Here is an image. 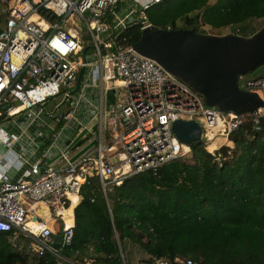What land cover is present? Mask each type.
<instances>
[{"label":"built area","instance_id":"built-area-1","mask_svg":"<svg viewBox=\"0 0 264 264\" xmlns=\"http://www.w3.org/2000/svg\"><path fill=\"white\" fill-rule=\"evenodd\" d=\"M162 1L0 0L5 20L0 30V120L23 111L33 112L36 119L46 102L60 94L62 103H70L81 72L78 96L67 112L54 116L59 106L46 111L58 122L61 117L72 119L88 89L98 88L93 149L73 159L61 152L55 164L43 155L30 162L19 179L0 173V232H8L13 244L28 237L36 257L49 252L56 264H92L91 257L79 262L59 253L51 244L55 234L51 223L35 218L36 205L52 207L64 221L60 246H70L73 215L72 224L66 225L60 212L72 203L70 196L81 197L82 186L97 178L106 197L108 185L119 186L130 176L156 172L184 158L190 146L172 131L175 120L197 121L205 149L214 144L206 151L214 154L222 146L231 149L230 134L246 121L257 124L264 119L263 107L235 114L206 105L200 93L126 42L125 30L135 24L141 30L151 26L146 11ZM87 36L90 44L85 46ZM241 79L243 75L238 77L240 88L264 99V75L239 83ZM121 258L126 264L123 253ZM155 264L195 263L163 258Z\"/></svg>","mask_w":264,"mask_h":264},{"label":"trees","instance_id":"trees-1","mask_svg":"<svg viewBox=\"0 0 264 264\" xmlns=\"http://www.w3.org/2000/svg\"><path fill=\"white\" fill-rule=\"evenodd\" d=\"M147 11L151 25L161 28H183L176 22L181 17L184 28L196 32L229 26L241 31L242 23L264 17V0H163ZM140 33V24L130 26L126 42L134 45ZM229 141L230 157L229 147L211 154L200 140L190 145L192 162L185 156L126 178L107 194L110 212L92 181L82 187L65 255L91 246L92 264H122L126 239L148 255V264L163 258L264 264V119L246 121ZM8 234L0 232V264H56L51 253L39 258L14 250Z\"/></svg>","mask_w":264,"mask_h":264},{"label":"water","instance_id":"water-1","mask_svg":"<svg viewBox=\"0 0 264 264\" xmlns=\"http://www.w3.org/2000/svg\"><path fill=\"white\" fill-rule=\"evenodd\" d=\"M133 48L200 93L208 106L235 114L264 108V99L257 92L238 86L239 76L264 64V26L244 37L151 25L141 30ZM80 81L81 73L73 92L78 90ZM172 131L189 146L201 140L202 128L195 120L177 119L172 123Z\"/></svg>","mask_w":264,"mask_h":264},{"label":"crops","instance_id":"crops-1","mask_svg":"<svg viewBox=\"0 0 264 264\" xmlns=\"http://www.w3.org/2000/svg\"><path fill=\"white\" fill-rule=\"evenodd\" d=\"M225 29L229 30V27H225ZM253 32L248 29L247 33L250 36V34H252ZM96 87L93 86L92 89H98ZM92 89H88L86 95L91 92V94L94 96V99H89V96L92 95H88L86 96L87 98H85L84 100H80L77 105V112L74 115L75 118L65 120L61 117L60 121L58 122L54 120L52 116L48 117L47 114L44 113L47 118L44 119L42 118V116H37V118L35 119V116L32 114L33 112L29 111L27 112V116H25L27 120H25L23 115H21V113L25 112L23 111L19 113L20 115L17 114V117L14 116L9 120H0V173L7 172L12 179H19L26 173L30 162L41 159L43 155L46 156L49 162L55 164L61 152L68 153L70 158L73 159L77 158L86 150L93 149L94 145L96 144V134H93V131L96 129L98 122L96 107L99 103L97 98L98 91L95 90L94 92ZM109 101L111 100L109 99ZM73 102L74 101L70 100V103ZM70 103H62L61 101L59 103L54 104L53 109L50 111H53L56 106H59L57 109L59 110L58 113L64 114L70 108ZM64 104H67L68 106V109L65 110L66 112L60 110L61 106ZM44 112H46L45 108ZM58 113L56 114L55 111L53 114L54 116H56L58 115ZM51 121L55 122L54 126L49 125ZM28 130H30V132H28ZM52 134H56V138H53ZM91 181L89 184H85L82 187L89 186L91 184ZM99 190L102 191L100 189V185ZM101 193L105 199L108 211L110 212V205L107 193V199L105 197V194H103V192ZM81 198L82 195L81 197H79L78 202L72 207L71 214L73 215L74 226V210ZM70 205L71 204H69V206ZM69 206L66 207L65 210H67ZM63 211L64 210H61L60 212L63 214V217H65ZM34 213L36 214L35 218L40 219L44 222L49 221V223H51L55 231V234H52L51 244L56 248L66 249L67 247L60 246V239H57L58 236L60 238V234H58L57 231L61 230L62 233L64 221L60 217H56L57 215L54 214L53 208H47L45 205L41 206L40 204H37ZM71 214L69 213L68 217H65L66 225L72 224L70 217ZM54 218L55 221L53 222ZM9 236L10 234H8V240ZM22 238L29 239L28 237L22 236L21 238L16 240V243H14L16 244V246L13 244L12 241L9 240L14 250L19 251L21 249H24L21 245ZM72 253L73 257H69L62 253L61 255L67 259L79 262H82L83 259L88 257L93 258V248L91 246H87V248H85V250L83 251L74 250L72 251ZM137 264L139 263L137 262Z\"/></svg>","mask_w":264,"mask_h":264},{"label":"rangeland","instance_id":"rangeland-1","mask_svg":"<svg viewBox=\"0 0 264 264\" xmlns=\"http://www.w3.org/2000/svg\"><path fill=\"white\" fill-rule=\"evenodd\" d=\"M149 13H150V11H146V16L148 18V21L150 22ZM153 17L156 18V19H158V17L156 15L153 16ZM176 22H177V24L179 26H182L184 28L185 22L181 21V17L176 18ZM4 23H5L4 16L0 13V27H1V29L4 26ZM240 26H241V29L244 30V31H242V30L241 31H238L237 29L234 30L232 26H229V30L228 29H225V27H223L221 29H209V28H206L205 27L203 29L202 28H199L198 29V32L199 33L202 32L204 34L223 35V34H225L228 31L230 33L234 32V33H236L238 35H244V34L247 35V32H246L247 29H249L251 32H253V31L257 32L259 29H261L264 26V17L258 18V19H251V20L245 22L244 24L242 23ZM84 44H85V46L90 44V38H89V36H87L86 39L84 40ZM263 74H264V64L261 65V66H259V67H257L255 70L244 74L243 75V79H241L239 81V83H241V82H243V81H245L246 79H249V78L259 77V76H261ZM92 90L95 92L96 89L93 88ZM88 95H92L91 92ZM88 95L85 94L84 95L85 98H87L86 96H88ZM77 96H78V92H72V94H71V96H70L69 99L71 101H74L77 98ZM89 99H94V96L93 95L92 96H89ZM61 101H62V95L61 94L58 95L56 98H54L52 100H49L48 102H46V104L44 106L45 111L52 110L53 107H54V104L59 103ZM67 109H68L67 104L62 105L61 108H60L61 111H65ZM58 112H59V110L56 111V114ZM44 113L46 114V112H44ZM44 113L41 116H42V118L45 119V118H47V116ZM21 115H23L24 119L27 120V118H25V116H27V111L21 113ZM54 123H55L54 121H51L49 123V125L50 126L51 125L54 126ZM28 132H30V130H28ZM213 146H214V144H213ZM211 148H212V146H211ZM206 149L210 151L209 148H206ZM230 150H232V149H230ZM231 153L232 152L230 151L229 157L232 155ZM186 158H187L186 162H192L193 161L192 158L190 157V152H188V154L186 155ZM217 159H219V157H217ZM92 184L94 186H97L99 188V184H98V179L97 178H93L92 179ZM113 189H114L113 186L108 185L107 186V194H109L111 196ZM101 192H100V190L97 189V192H95L94 194L96 196H98V198H99V195L101 194ZM29 244H30V240L29 239L22 238L21 245H22V247L24 249H21V250L24 252V250L27 249L29 251L28 253H30L31 256H35L34 253L30 252L29 247H28ZM21 250H19V251H21ZM58 251H59L60 254L61 253L62 254H65V249L64 248H58ZM122 251H123V254H124V258H125L126 264H137V262L139 264H148V263H146V260L149 258L148 255H146L145 252H143V250H141L137 245L133 244L132 242H130V241L126 240V239L122 243ZM68 256L69 257H73V253L72 252L68 253ZM152 264H154V263H152Z\"/></svg>","mask_w":264,"mask_h":264},{"label":"bare ground","instance_id":"bare-ground-1","mask_svg":"<svg viewBox=\"0 0 264 264\" xmlns=\"http://www.w3.org/2000/svg\"><path fill=\"white\" fill-rule=\"evenodd\" d=\"M32 18H36V17L33 16ZM208 148L211 150V149H212V148H211V145L208 146ZM70 198H71V200H72L71 205L69 206V208H68L67 210H64V211H63L65 217H68L69 213L71 214V211H72V207H73V205H75V204L78 202V199H79V198H78L77 196H75V195H71ZM43 208H44V207H43ZM41 209H42V208H41ZM41 213H42V212H41Z\"/></svg>","mask_w":264,"mask_h":264},{"label":"clouds","instance_id":"clouds-1","mask_svg":"<svg viewBox=\"0 0 264 264\" xmlns=\"http://www.w3.org/2000/svg\"><path fill=\"white\" fill-rule=\"evenodd\" d=\"M202 140V139H201ZM231 144V143H230Z\"/></svg>","mask_w":264,"mask_h":264}]
</instances>
